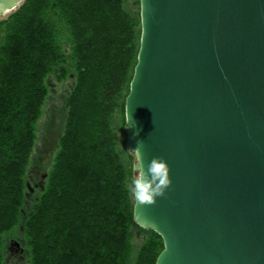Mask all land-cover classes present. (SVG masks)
I'll return each mask as SVG.
<instances>
[{
  "label": "trees",
  "instance_id": "1",
  "mask_svg": "<svg viewBox=\"0 0 264 264\" xmlns=\"http://www.w3.org/2000/svg\"><path fill=\"white\" fill-rule=\"evenodd\" d=\"M136 4L24 0L0 17V264L12 241L27 264H156L163 251L161 236L135 222L124 183L135 175L125 127L142 33ZM50 77L74 84L52 165L29 200Z\"/></svg>",
  "mask_w": 264,
  "mask_h": 264
},
{
  "label": "water",
  "instance_id": "2",
  "mask_svg": "<svg viewBox=\"0 0 264 264\" xmlns=\"http://www.w3.org/2000/svg\"><path fill=\"white\" fill-rule=\"evenodd\" d=\"M139 1L125 148L172 185L135 222L161 236L156 264H264V0Z\"/></svg>",
  "mask_w": 264,
  "mask_h": 264
},
{
  "label": "rangeland",
  "instance_id": "3",
  "mask_svg": "<svg viewBox=\"0 0 264 264\" xmlns=\"http://www.w3.org/2000/svg\"><path fill=\"white\" fill-rule=\"evenodd\" d=\"M129 4L137 6L136 0H129ZM0 17L4 18L6 15ZM73 84V79L58 83L53 77L49 78L50 97L47 100L43 116L39 122L37 146L28 175L29 184L31 185L29 200L34 199L40 193V190L43 188V182L46 180V172L52 165L58 148V139L64 125L66 114L64 107L65 99ZM10 243L8 244V248ZM7 257L9 258V254ZM27 260L28 255H26L25 251L16 250L12 253L11 260L6 264H27Z\"/></svg>",
  "mask_w": 264,
  "mask_h": 264
},
{
  "label": "clouds",
  "instance_id": "4",
  "mask_svg": "<svg viewBox=\"0 0 264 264\" xmlns=\"http://www.w3.org/2000/svg\"><path fill=\"white\" fill-rule=\"evenodd\" d=\"M128 121L130 122L129 112ZM143 147V141H138L136 147L128 151L135 157V175L130 181L126 178L124 183L137 206H150L157 203L158 197L165 196L167 189L172 185L171 170L163 157H153L145 167Z\"/></svg>",
  "mask_w": 264,
  "mask_h": 264
},
{
  "label": "flooded vegetation",
  "instance_id": "5",
  "mask_svg": "<svg viewBox=\"0 0 264 264\" xmlns=\"http://www.w3.org/2000/svg\"><path fill=\"white\" fill-rule=\"evenodd\" d=\"M16 250H20L16 245L10 243V246H9V258L7 259V262L9 260H11V257H12V253ZM21 251V250H20Z\"/></svg>",
  "mask_w": 264,
  "mask_h": 264
}]
</instances>
